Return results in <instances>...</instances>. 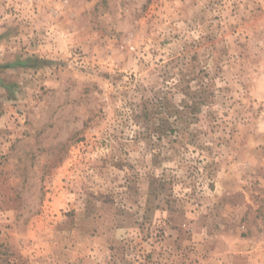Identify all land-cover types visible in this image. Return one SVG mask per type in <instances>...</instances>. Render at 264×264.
I'll return each mask as SVG.
<instances>
[{
  "label": "rangeland",
  "instance_id": "obj_1",
  "mask_svg": "<svg viewBox=\"0 0 264 264\" xmlns=\"http://www.w3.org/2000/svg\"><path fill=\"white\" fill-rule=\"evenodd\" d=\"M0 65V264H264V0H0Z\"/></svg>",
  "mask_w": 264,
  "mask_h": 264
},
{
  "label": "trees",
  "instance_id": "obj_2",
  "mask_svg": "<svg viewBox=\"0 0 264 264\" xmlns=\"http://www.w3.org/2000/svg\"><path fill=\"white\" fill-rule=\"evenodd\" d=\"M18 64H19V65H25L24 62H19ZM10 67H11L10 65H0V70L8 69V68H10Z\"/></svg>",
  "mask_w": 264,
  "mask_h": 264
}]
</instances>
